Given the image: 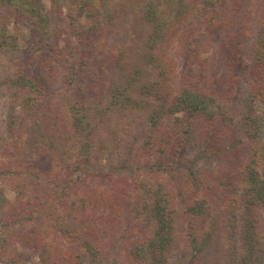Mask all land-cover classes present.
<instances>
[{"label":"trees","instance_id":"trees-1","mask_svg":"<svg viewBox=\"0 0 264 264\" xmlns=\"http://www.w3.org/2000/svg\"><path fill=\"white\" fill-rule=\"evenodd\" d=\"M40 1L0 0V102L10 94L24 116L20 122L12 110L0 151V180H9L17 195L9 202L0 191V264H171L185 244L198 247L201 238L208 244L218 235L219 215L234 216L239 208L248 253L243 263L264 264V117L257 111L258 103L264 106V0L250 1L260 18L250 46L253 85L244 106L233 68L224 86L206 82L201 43L226 24L217 18L221 0H180L179 15L191 10L205 26L186 41L180 39L182 20L168 19L162 9L172 0H132L135 16L129 19L139 18L148 29L132 68L130 51L117 52L110 41L124 12L115 0H51L50 9ZM231 2L240 5V0ZM84 17L90 27L82 24ZM3 19L30 29L43 46L22 50L6 33ZM177 38L188 67H199L181 79L170 52ZM140 64L153 76L134 94ZM132 71L119 85L116 75ZM117 111L133 115L129 127H147L146 139L105 172L100 154L110 143L99 136ZM198 124L206 128V137H228L232 146L248 144L249 149L242 161L227 155V169L207 171L203 182L190 170L188 187L174 174ZM27 129L33 156L19 144V132ZM112 144L122 155L121 146ZM139 152L153 160L134 164ZM160 165H168L175 184L160 178ZM180 217L189 221L187 235ZM17 244L33 250L39 261L25 260Z\"/></svg>","mask_w":264,"mask_h":264},{"label":"rangeland","instance_id":"rangeland-1","mask_svg":"<svg viewBox=\"0 0 264 264\" xmlns=\"http://www.w3.org/2000/svg\"><path fill=\"white\" fill-rule=\"evenodd\" d=\"M217 2L218 0H214ZM251 0H240V5L236 7L235 4H232L231 0H221L219 4L220 12L218 21L223 20L226 22L223 29L220 30V26L215 28V30L208 32L209 34L206 37H203L201 43L202 52L204 59L206 60V82L211 84L213 87L220 88L226 83L228 76V69L231 67L240 78V105L244 106L250 95L253 79L252 72L254 68V62L250 51V46L256 36L258 30V20L260 16L256 17L259 12L256 14L251 9ZM191 0H186V4H189ZM115 3H118V7L121 11L117 26L111 36V45L113 50L119 51H130L131 67H134L138 60L136 55L140 47H142V39H144L148 33L146 27L140 26L139 18L135 17V20L129 19L132 15V0H115ZM41 6L46 9H50L51 0H41ZM123 4V5H121ZM180 0H172V3L165 2L162 9L166 11L167 18L175 19V17L180 18L183 22L181 25V30L179 31L181 36L180 39L184 38L190 39L192 34H199L204 31V25L198 23V21L193 19L192 11L188 10L186 15L183 17L179 15L178 10H181ZM168 6V7H167ZM186 9V8H185ZM133 13V14H132ZM130 15V17H129ZM178 15V16H177ZM246 15V16H245ZM247 17V18H246ZM3 27L7 28V34L13 36L19 47L22 50H28L31 47H34L36 43L37 46H43V39H39L38 35H35L30 29L24 27L23 25L14 24L12 21L6 23L4 19L2 20ZM133 22V24H129ZM82 24L85 27H90L92 22L88 18L82 19ZM0 23V27H1ZM183 26V27H182ZM0 28V33H1ZM61 47L65 46V43L61 42ZM171 56L176 59L178 65V79H181L184 74H195L198 73V65H192L188 67L186 55L183 52L181 44L177 40L173 42V45L170 48ZM5 60L6 57H3ZM137 62V63H136ZM6 68V66H5ZM141 74L137 78L136 87L134 89V94L138 93L141 89L142 83L150 82L152 80V72L146 65L139 66ZM134 70V69H133ZM132 72H127L124 76L116 75V80L119 85H123L121 78L124 77V81L130 78ZM124 82V83H125ZM9 94V93H8ZM238 99V100H239ZM13 106H15L13 108ZM14 109L15 115L18 117V121L21 122L23 119V113L18 107V101L13 100L11 95H6L0 102V151L3 150L6 140H7V123L11 117V112ZM257 111L264 117V106L260 103L257 104ZM111 121L106 123L102 129L100 140H108L110 143L106 151H102L100 154L101 160V169H105L107 172L110 170V166L118 165L124 158L129 156V150L131 148H141V144L145 142L146 135L144 130L147 127L144 126H135L129 127L128 122L133 118L132 114H129L128 117H124L121 111H117L112 115H109ZM169 123L171 121L169 120ZM214 134L218 131L213 128ZM262 141L264 142V124L262 129ZM114 133L115 138L111 139V133ZM212 132V131H210ZM206 128L202 124H198L197 129L194 133L189 136V140L185 145L182 156L183 160L178 162V168L175 171L177 179L180 177L184 179L186 185L189 187L190 183L188 181V174L190 170H193L198 177H200L201 182H203L204 174L213 173L212 171L220 168H226L230 165L227 162V155L232 154L233 159L237 161H242L246 158L249 146L248 144H243L237 148V146H232L227 142V138L224 140H218L216 135L211 137H206ZM30 132L27 130L19 132V144L22 145L23 152H30V156H33L31 152L32 140L30 137ZM105 138V139H104ZM231 141V139H229ZM208 141V142H207ZM113 142L121 146L119 153L115 149ZM204 148L209 150L205 152ZM233 152V153H232ZM109 160H107V158ZM103 158V159H102ZM106 158V159H105ZM153 159L148 156L141 155L140 152L137 153L134 157V164L138 165L142 162L150 163ZM168 165H160V178L162 180L168 179L172 184H175L174 177L169 171ZM165 169V170H164ZM130 183L137 180V177H129ZM209 180H213V177H209ZM182 183L179 181V184ZM106 184L107 182L103 183ZM0 191L4 194L5 198L9 202L15 201L17 195L13 189V185L9 180H0ZM3 212L0 207V225L2 223ZM243 214V209L239 208L235 215L229 213H223L219 215L218 225L219 232L217 236H212V240L204 242V239H199L198 247L192 248L188 244L179 248L176 252L173 253L172 263L171 264H244V259L248 255L247 253V242L243 238V223L241 220ZM180 229L187 235L189 231V221L187 217H180L179 219ZM1 238V235H0ZM186 239V238H185ZM211 239V236L209 237ZM218 240H221L219 243ZM188 242V241H187ZM219 243V244H218ZM220 246V250L217 247ZM19 252L23 253L24 259L31 261L32 263H37L39 261L37 254L29 249L21 247L17 244ZM216 249L218 254L220 251V257L218 259ZM222 250V251H221ZM118 250L114 253L112 252L111 259L118 257ZM217 257V258H216Z\"/></svg>","mask_w":264,"mask_h":264}]
</instances>
